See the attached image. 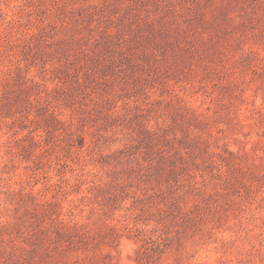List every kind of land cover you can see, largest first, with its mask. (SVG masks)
I'll use <instances>...</instances> for the list:
<instances>
[{"label":"rangeland","instance_id":"rangeland-1","mask_svg":"<svg viewBox=\"0 0 264 264\" xmlns=\"http://www.w3.org/2000/svg\"><path fill=\"white\" fill-rule=\"evenodd\" d=\"M0 264H264V0H0Z\"/></svg>","mask_w":264,"mask_h":264}]
</instances>
